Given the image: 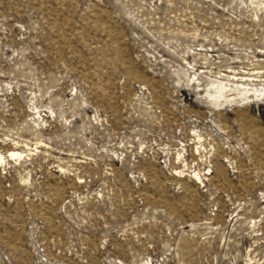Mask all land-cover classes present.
<instances>
[{
    "label": "rangeland",
    "instance_id": "rangeland-1",
    "mask_svg": "<svg viewBox=\"0 0 264 264\" xmlns=\"http://www.w3.org/2000/svg\"><path fill=\"white\" fill-rule=\"evenodd\" d=\"M0 158V264H264V0H0Z\"/></svg>",
    "mask_w": 264,
    "mask_h": 264
},
{
    "label": "bare ground",
    "instance_id": "bare-ground-1",
    "mask_svg": "<svg viewBox=\"0 0 264 264\" xmlns=\"http://www.w3.org/2000/svg\"><path fill=\"white\" fill-rule=\"evenodd\" d=\"M223 91H225V88H223L221 85H218L217 86V89H216V92L214 93V95H218L219 96V94H221V93H223ZM242 91H245V93L244 94H242V95H254L253 93L254 92H248L246 89H243ZM226 101H228V102H231L232 100H230V99H226ZM11 153V152H10ZM13 154L14 153H11V155L13 156ZM1 159V158H0ZM4 160V159H3Z\"/></svg>",
    "mask_w": 264,
    "mask_h": 264
}]
</instances>
